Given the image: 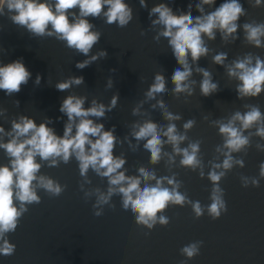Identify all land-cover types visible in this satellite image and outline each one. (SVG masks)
<instances>
[{"label":"clouds","instance_id":"obj_1","mask_svg":"<svg viewBox=\"0 0 264 264\" xmlns=\"http://www.w3.org/2000/svg\"><path fill=\"white\" fill-rule=\"evenodd\" d=\"M247 3L252 8L264 7V0H247ZM139 4L141 8L148 9L147 0H139ZM215 4L216 0H197V16L192 15L191 3L187 5V11H174L166 2L156 3L148 10L150 27L156 33L153 39L157 42L161 38L166 39L179 65L171 76L172 95L177 100L184 96L185 104L189 103V97L195 95L197 84L200 96L209 97L221 90L219 82H214L212 71L199 66V60L209 55L211 64L222 66L228 80L236 82L234 90L237 99L252 101L264 94V58L248 51L237 54L226 63L227 52L220 51L213 55L215 50L209 47V42H214L217 34L225 45L235 43L240 39L238 30L242 29L243 45L264 49V21L250 19L239 23L241 17L247 16V10L240 0H224L218 7H214ZM5 15L31 36L55 38L86 57L75 64L77 69L82 70L108 56L104 49L92 54L102 33L96 30L89 18H103L108 25L116 24L119 28H125L133 21L134 10L125 0H0V16ZM145 34L142 29L140 35ZM6 51L0 49V52ZM110 71L114 73L116 69ZM194 74L201 77L199 82L193 78ZM31 78L32 73L23 58L0 63V91L8 97L18 94ZM41 80L42 76L37 74L34 84L39 86ZM84 83L83 76L73 75L57 81L54 87L57 91L66 92ZM167 83L163 72H156L144 92V100L133 107L131 113L133 116L147 115L141 109L146 102L154 100L155 103L150 107L158 109L166 123L158 124L151 118L135 121L123 139L115 135V125L106 130L105 125L98 122L117 107L119 93L113 94L107 105L93 98L88 107H85L87 96L66 95L59 107L60 113L67 117L62 136L49 126L53 120L48 117L37 123L33 117L21 114L10 120V129L6 130L0 125V150L8 159L7 164H0V255L15 254L16 245L9 241L8 234L16 231L29 205L41 202L39 190L50 197H59L67 189L66 184L41 173L45 164L50 168L59 167L61 163L68 164L75 159L79 175L83 178L79 189L84 199L95 198L93 215L102 216L104 206L115 210L112 199L119 196L121 208L130 210L135 224L149 230L144 233L145 236L157 225H169L170 218L164 215L169 207L188 205L196 219L206 212L213 221L228 212L225 190L220 182L235 167H245L244 159L234 154L247 155L253 137L264 140V112L258 103L247 102L242 104L244 111L236 110L224 117L211 119V112L203 115L202 120L209 127L218 129V135L222 138V143L214 148L213 159L205 164L201 152L203 141H192L188 136L196 126V119L190 118L183 122L181 131L177 122L183 119L182 115L170 111L163 99H157L168 91ZM113 86L110 76L106 88L111 89ZM14 104L19 107L20 101L15 100ZM7 112V108L0 107V117L8 119ZM129 136L137 142L135 145ZM141 141L148 163L153 167L140 165L136 168L137 174L129 175L125 167V153L116 155L114 150L117 144L122 146L125 142L130 149L135 150ZM185 142L187 146L182 147ZM166 146L171 151H166ZM255 148L264 152L262 143H256ZM177 157H180L179 167L198 171L201 179L205 178V168L209 169L207 179L212 188L208 205L193 201L180 191L183 182L177 178L178 173L157 175L155 166L164 161L171 171L176 166ZM258 168V177L240 175L243 188L260 187V181L264 179V161L259 163ZM90 170L101 179L106 178V190L85 187L92 183L88 177ZM203 245V240H196L182 246L179 252L185 259L179 264H187L188 260L199 256Z\"/></svg>","mask_w":264,"mask_h":264},{"label":"water","instance_id":"obj_2","mask_svg":"<svg viewBox=\"0 0 264 264\" xmlns=\"http://www.w3.org/2000/svg\"><path fill=\"white\" fill-rule=\"evenodd\" d=\"M134 10V19L125 28L116 24L108 25L103 18H89L95 24L96 30L102 33L100 42L92 49V54L104 49L108 56L98 60L85 69H77L75 64L86 57L69 49L61 41L52 37H33L26 29L21 28L5 16H0V63H9L18 58L32 73V78L18 94L8 97L0 91V107L7 108V117H0V125L10 129V120L18 115L33 117L37 123L45 117L51 118L53 127L58 135H63L64 123L67 117L59 111L62 99L68 94L87 96L85 107L90 106L93 98L106 105L111 96L119 93L117 107L106 113V117L98 122L110 129L115 125V135L123 139L130 131V125L135 121L151 118L158 124H165L158 109L153 110L150 105L155 101L146 102L141 111L147 115L133 116L132 108L144 100V92L152 83L156 72H163L166 77L168 91L157 99H163L169 110L179 113L183 119L177 122L182 131V124L187 119L195 118L196 126L188 133L190 140L200 139L201 152L206 164L213 159L216 145L222 143L218 129L209 127L202 116L211 112V119L229 115L236 110L244 111L243 103H258L264 112V94L252 101H240L235 92V81H229L224 68L211 64V55L199 60V66L208 68L213 73L214 82L218 81L220 91L204 97L199 94L197 84L196 93L189 97L185 104L184 96L179 100L172 95L171 76L179 67L176 63L167 40L161 38L155 41V31L150 27L148 10L156 3L166 2L173 10L187 11V5H193L192 15L199 13L195 10L197 0H147L148 9L141 8L139 0H125ZM224 0H216L214 7H218ZM247 10V16L241 17L239 23L255 19L264 21V7L252 8L247 0H240ZM208 9L206 8V11ZM7 11V10H6ZM146 32L140 35L141 30ZM240 39L233 44L225 45L219 34L209 47L216 52L228 53V61L251 51L264 58V49H256L241 43L242 29L238 30ZM110 69H116L113 73ZM37 74L42 76L41 84H34ZM83 76L84 84L73 86L66 92L57 91L54 84L69 76ZM112 77L114 86L106 88L107 78ZM198 82L199 75L194 74ZM15 100H19L17 107ZM217 101V103H216ZM60 117V119H57ZM95 119V118H94ZM254 131V129L252 130ZM133 145L137 142L129 136ZM256 143L264 144L259 137L252 138V145L244 153L234 154L243 158L244 168L235 167L221 182L225 190V200L228 212L220 219L213 221L205 214L196 219L190 206L169 207L164 215L170 218L167 227L157 225L150 234L149 230L138 227L129 211L121 208L119 196H114L112 203L115 210L104 206V214L100 217L93 215L92 204L95 198L84 199L79 189L82 177L79 175L78 164L72 159L68 164L61 163L59 167L41 168V173L66 184L67 189L59 197H50L43 190L38 191L41 197L39 204L29 205V210L22 217L14 233L8 234V239L16 245L15 254L0 255V264H179L185 257L180 255L179 249L196 240H203L201 254L187 264H264V179L259 188H243L240 175L258 177V165L264 161V152L255 148ZM143 141L135 150L130 149L127 142L122 146L117 144L116 155L124 152L127 159L125 167L127 174L136 173L140 165L146 168L153 166L148 163V156L142 147ZM187 146V142L182 147ZM166 151H171L166 146ZM176 166L171 171L164 161L155 166L158 176L178 173L177 178L183 182L181 192L193 201H200L208 205L212 188L207 179L208 168H205V178L199 177L198 171ZM222 159V158H221ZM3 150H0V164H7ZM92 181L89 187H100L106 190L107 180L101 179L91 170L88 173Z\"/></svg>","mask_w":264,"mask_h":264}]
</instances>
